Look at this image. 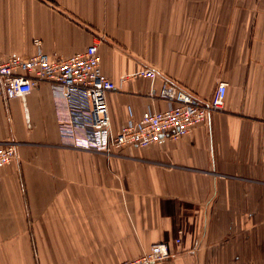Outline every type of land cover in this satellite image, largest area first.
Listing matches in <instances>:
<instances>
[{
	"label": "crops",
	"instance_id": "0c3cea01",
	"mask_svg": "<svg viewBox=\"0 0 264 264\" xmlns=\"http://www.w3.org/2000/svg\"><path fill=\"white\" fill-rule=\"evenodd\" d=\"M98 43L112 130L164 110L167 81L223 112L178 141L106 155L63 148L53 95L0 98V264H264V0H0V57ZM156 70L154 79L134 77ZM26 104V106H25ZM183 231L180 246L175 244Z\"/></svg>",
	"mask_w": 264,
	"mask_h": 264
},
{
	"label": "built area",
	"instance_id": "2783aa9c",
	"mask_svg": "<svg viewBox=\"0 0 264 264\" xmlns=\"http://www.w3.org/2000/svg\"><path fill=\"white\" fill-rule=\"evenodd\" d=\"M33 56L0 57V98L11 101L27 97L42 84H48L53 95L60 146L63 148L112 155L126 148L146 150L156 145L178 141L194 129L204 126L212 114L223 112L227 84L220 83L210 100H202L177 83L167 81L161 99L164 110L146 108L138 121H131L118 132L112 130L108 95L117 89L101 67L99 44L95 43L71 56L52 58L43 51L42 42L35 40ZM153 69H143L134 77L154 80ZM26 106V104H25ZM20 161L15 144L0 146L1 170ZM180 230L175 244L183 241ZM178 252L167 243L154 244L140 257L123 264H158L173 260Z\"/></svg>",
	"mask_w": 264,
	"mask_h": 264
}]
</instances>
